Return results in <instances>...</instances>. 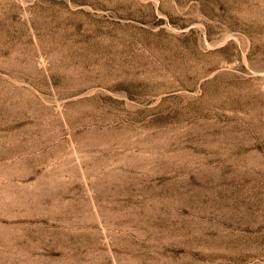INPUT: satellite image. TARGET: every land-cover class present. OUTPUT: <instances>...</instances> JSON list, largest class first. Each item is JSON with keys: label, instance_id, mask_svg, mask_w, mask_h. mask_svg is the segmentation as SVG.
<instances>
[{"label": "rangeland", "instance_id": "obj_1", "mask_svg": "<svg viewBox=\"0 0 264 264\" xmlns=\"http://www.w3.org/2000/svg\"><path fill=\"white\" fill-rule=\"evenodd\" d=\"M0 264H264V0H0Z\"/></svg>", "mask_w": 264, "mask_h": 264}]
</instances>
